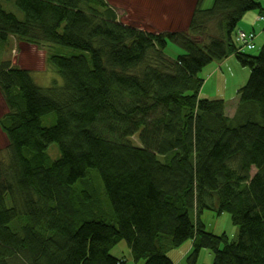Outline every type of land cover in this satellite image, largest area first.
Here are the masks:
<instances>
[{
	"label": "trees",
	"instance_id": "trees-1",
	"mask_svg": "<svg viewBox=\"0 0 264 264\" xmlns=\"http://www.w3.org/2000/svg\"><path fill=\"white\" fill-rule=\"evenodd\" d=\"M205 1L187 31L151 33L106 0H0V264H128L111 254L119 242L135 262L174 264L168 252L188 241L187 264L209 252L212 264H264V46L235 44L264 0ZM10 37L74 50L47 55L63 89L13 66ZM170 43L184 53L168 56ZM233 54L251 74L231 120L225 100L199 93L200 73ZM205 211L228 214L236 239L208 232Z\"/></svg>",
	"mask_w": 264,
	"mask_h": 264
},
{
	"label": "rangeland",
	"instance_id": "rangeland-1",
	"mask_svg": "<svg viewBox=\"0 0 264 264\" xmlns=\"http://www.w3.org/2000/svg\"><path fill=\"white\" fill-rule=\"evenodd\" d=\"M170 1L171 0H106V2L115 10L118 16V20L123 23H127L130 26H136V27H139L151 33L153 32L163 33V32H168V31H182V32L187 31L188 26L193 16L192 13L187 23L185 22L182 29H179V27H177L176 29H170L168 27H164L165 25L169 24L168 8H171L170 20H173L174 17L179 18L181 11L189 10V6H188L189 0H177V5H173L174 0H172L173 8L169 5ZM178 1L182 2L184 5L182 3L178 4ZM210 1L211 0L205 1L204 8L207 9L211 7ZM258 20L261 22H264V16L260 15ZM242 33L246 35L253 34L255 36L253 42L257 48L251 51V50H248L244 45L240 44L241 50H244V51L248 50L249 51L248 54H251L254 56L258 55L261 48L264 45V35L262 37L257 38L256 40L255 32L248 33L243 30H237V33H236L237 41H238V37ZM32 47L35 51L33 52L34 55L32 58L29 52H25L23 57H20L19 59H17L16 57H19L21 55V51H22L21 43L18 42L17 47H16V44L13 42V44L8 49L9 55L11 54L10 58H11V62L13 66L18 65L23 69H28L29 71L33 72V76L36 79L42 80V85L38 83L37 84L42 86L43 88H48V87L53 88L54 86L61 87L63 81L58 76L56 69L51 64L47 63V55L50 53H59L60 50H62L60 54H63V55L70 54L71 55V54H74L75 51L74 50L70 51L68 49H65L59 46H51V45L42 46V47H37V46L32 45ZM64 50H67V51H64ZM167 53L169 54L168 56H172L176 58L179 55L183 54L184 52H182L181 49L178 48L176 45L170 43L167 48ZM215 64L216 62L210 65L209 67H207L201 75L203 79L207 80V82L203 86L204 89L206 90L204 92L206 95L216 94V93H210V87H213L214 83L217 89L216 77H210L209 74L207 73L212 68H214ZM241 72H245V81L241 80L240 74L238 72L229 73L225 79L219 81V89L227 90L228 96L238 95L239 90L247 85L250 74H251V70L249 68L242 67ZM212 80L214 81L212 82ZM240 80L244 82V84L240 88H237L240 85ZM201 94H202V90H201ZM208 99L223 100L222 98H208ZM2 104L6 106L3 96L0 92V118L4 115V111H5V107ZM239 104H240V97H238V101L236 103L230 104L229 106L236 108ZM224 109L226 110V105ZM54 118H55V115L51 114L49 120L44 121V125H48V127L53 125L55 121ZM133 140L135 144L137 145L139 144V140L137 137H134ZM7 142L8 140L6 136L0 130V152H2L4 155H5L4 153L5 151L3 150L7 149L8 147ZM49 153H51V156L53 157L54 160L59 158L60 154L57 148V144L54 143L50 145ZM88 174H89L88 175L89 182L93 186L92 189L95 192L96 190L98 191L102 190L101 180H100V177L98 176V172L96 170H89ZM202 221L205 223L208 232L214 233L215 235H222L223 233H226L231 240L236 239L235 236L237 234V228L233 226V224L231 223V218L228 214L224 213L223 215L217 216L215 215L214 212L205 211L202 215ZM121 244L123 245V247L121 246L116 247L112 252L113 255H116L119 259L123 258L127 260L128 264H144L143 261L135 262L132 259L131 252H127L128 250L126 247L127 244L125 242H122ZM189 244H190L189 242L186 243V245H189ZM181 248L182 247L168 252L167 256H169V258L170 256L171 258H173L174 264H179V258L178 256L175 255L176 252H178L177 254H184L183 252H179L183 250V248L182 249ZM186 257L187 255L185 256V259L183 260L182 264H187ZM213 258L214 256L211 252H209V254H202L201 258H199L198 264H212Z\"/></svg>",
	"mask_w": 264,
	"mask_h": 264
},
{
	"label": "crops",
	"instance_id": "crops-1",
	"mask_svg": "<svg viewBox=\"0 0 264 264\" xmlns=\"http://www.w3.org/2000/svg\"><path fill=\"white\" fill-rule=\"evenodd\" d=\"M182 3L180 1H178V4ZM173 4H177V0L173 1ZM183 4V3H182ZM196 4H197V0H189L188 1V6H189V10L187 11H181L180 12V17H174L173 20H170L171 16H170V10L171 8H168L169 10V24L165 25L164 27H168L170 29H176L177 27H179V29H182V27L184 26L185 22L187 23L191 13L193 14L195 8H196ZM169 5L171 7L172 6V0L170 1ZM184 5V4H183ZM263 15L264 16V10L262 11V13L260 14L259 12H250L248 14H246L243 18V20L239 23L238 26V30H243L245 32H255L256 33V40L259 37H262L264 35V22H261L258 20L259 16ZM10 42V46L13 44V39L10 37L9 40ZM235 44L238 46V48L240 47V42L235 40ZM21 55L19 57H16L17 59H19L20 57H23V55L25 54V52H29L31 58L33 57V52L34 49L31 45H27L24 43H21ZM6 57V56H4ZM3 61V60H1ZM213 64V63H212ZM211 64V65H212ZM210 66V65H209ZM208 66V67H209ZM205 71V70H204ZM242 71V67L239 64V62L237 61L236 57L234 55L230 56L228 59L221 61V62H216V64L214 65V68H212L210 71H208L207 73L209 74L210 77H216V83H217V89L215 87V83L213 87H210V93H216L215 95H211V94H205L204 92L206 91L203 87L202 89V98H222L223 100H225L226 102V110L225 113L227 116H232L234 115V110L235 107L229 106L230 104L236 103L238 101V95H232V96H228V92L227 90L223 89L220 90L219 89V81L223 80L227 77V75L229 73H233V72H238L240 74V78L241 80L245 81V72H241ZM205 83L207 82L206 79ZM240 80V84L241 81ZM214 80H212L213 82ZM211 82V83H212ZM204 83V85H205ZM210 83V84H211ZM244 84V82H243ZM237 88H240V86H238ZM216 90V91H215ZM4 105V104H2ZM5 107V111L6 112V106ZM185 246V245H184ZM185 249L187 252L190 253L191 250V244L186 245ZM181 252V251H179ZM178 252H176V256H178L179 258V264L183 263V260L185 259L186 254L184 253V256H180L179 254H177ZM173 260V258H172Z\"/></svg>",
	"mask_w": 264,
	"mask_h": 264
},
{
	"label": "bare ground",
	"instance_id": "bare-ground-1",
	"mask_svg": "<svg viewBox=\"0 0 264 264\" xmlns=\"http://www.w3.org/2000/svg\"><path fill=\"white\" fill-rule=\"evenodd\" d=\"M210 3H211V7H212V5H213V3H214V0H211L210 1ZM173 5H177V4H173ZM211 7H209V8H207V9H210ZM173 8V7H172ZM243 20V19H242ZM264 46V45H263ZM179 48V47H178ZM257 47L255 46L251 51H253V50H255ZM248 52L249 51H246V52H244V53H246V54H248ZM260 53V52H259ZM234 56H235V54H233ZM251 55V54H250ZM254 56V55H253ZM257 56V55H256ZM242 67H244V68H249L250 69V67H248V66H243L242 65ZM207 68V67H206ZM205 68V69H206ZM204 69V70H205ZM204 70L200 73V76L202 75V73L204 72ZM251 70V69H250ZM32 77H33V83H34V85L36 86V87H38V88H40V89H42L43 87L42 86H40V85H38V84H41L42 85V80H39V79H36L33 75H32ZM1 80H5V77H1ZM44 80V79H43ZM38 83V84H37ZM64 81H63V83H62V86L60 87L61 89H63V87H64ZM240 87L241 86H243V82L239 85ZM59 88V89H60ZM7 91H8V93H9V96H10V98L12 99V100H14V94H13V92L11 91V89H8L7 88ZM2 94V93H1ZM199 98L200 99H203L202 98V95H201V91H200V93H199ZM240 105H238L236 108H235V110H234V115H232V116H226L228 119H231V120H233V119H235L236 117H237V115H238V113H239V111H240ZM49 120V119H48ZM43 125H44V122H43ZM47 129L48 128H51L53 125H51V126H49L48 127V125H44ZM134 138V137H133ZM133 138H132V141L134 142V140H133ZM135 143V142H134ZM137 145V144H136ZM138 145H140V142H139V144ZM56 151V150H55ZM50 156H51V153H50ZM51 158L53 159V157L51 156ZM54 160V159H53ZM4 165V164H3ZM190 244H191V250H192V242L191 241H188ZM122 242H119L117 245H116V247H118V246H121V247H123V245L121 244ZM186 245V244H185ZM115 247V248H116ZM127 252H131V250H130V248H129V246H128V244H127ZM182 248L184 247V245H182L181 246ZM114 248V249H115ZM181 248V249H182ZM113 249V250H114ZM113 250H112V252H113ZM190 250V251H191ZM112 252H111V254H112ZM181 252H183V253H185L187 256H189L191 253H189V252H187L186 251V249H185V247L183 248V250H181ZM113 255V254H112ZM180 256H184V254H179ZM114 257H116V258H118L116 255H113ZM170 258H171V256H170ZM171 260H172V258H171Z\"/></svg>",
	"mask_w": 264,
	"mask_h": 264
},
{
	"label": "built area",
	"instance_id": "built-area-1",
	"mask_svg": "<svg viewBox=\"0 0 264 264\" xmlns=\"http://www.w3.org/2000/svg\"><path fill=\"white\" fill-rule=\"evenodd\" d=\"M254 38L255 36L253 34L246 35L242 33L238 37V41L240 42V44L244 45L247 49L252 50L255 47V44L253 42Z\"/></svg>",
	"mask_w": 264,
	"mask_h": 264
}]
</instances>
